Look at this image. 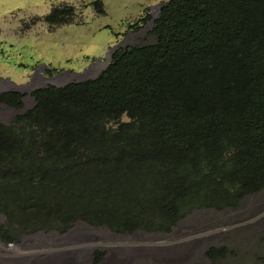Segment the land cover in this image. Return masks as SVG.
Instances as JSON below:
<instances>
[{"label":"trees","instance_id":"trees-1","mask_svg":"<svg viewBox=\"0 0 264 264\" xmlns=\"http://www.w3.org/2000/svg\"><path fill=\"white\" fill-rule=\"evenodd\" d=\"M151 33L114 47L93 78L34 88L31 108L0 121V242L76 221L170 232L264 188V0H167ZM22 97L0 91L16 109Z\"/></svg>","mask_w":264,"mask_h":264},{"label":"rangeland","instance_id":"rangeland-1","mask_svg":"<svg viewBox=\"0 0 264 264\" xmlns=\"http://www.w3.org/2000/svg\"><path fill=\"white\" fill-rule=\"evenodd\" d=\"M166 1L0 0V91L9 89L23 93L20 109L0 102V121L8 123L17 113L31 108L34 100L30 92L34 88L93 78L105 68L114 47L152 42L153 20L158 6ZM98 3L102 13L96 11ZM56 6L73 8L72 15L65 18L67 22L49 24L44 20ZM127 120L126 115L120 118V121ZM108 126L114 128L116 123L110 122ZM248 202L251 209L240 216L234 215L235 209L226 208L224 213L225 209L201 208L198 210L208 217L194 210L180 219L170 232L140 229L130 233L115 232L113 239L105 241L104 245L124 248L123 264H264V188L246 195L237 208ZM3 220L0 214V222ZM88 225L91 229H100V226ZM53 233L57 231L21 232L18 243L0 242V247L7 249V245L14 250L20 241L26 246L29 243L30 256L40 260L43 255L59 250L46 241ZM98 242L95 241L97 245ZM83 244L85 241L67 246L71 249ZM221 246L226 249L224 254L213 261L209 259L206 251ZM176 254H180L177 260ZM168 257H171L169 261ZM80 258L89 260L90 256L81 254Z\"/></svg>","mask_w":264,"mask_h":264},{"label":"crops","instance_id":"crops-1","mask_svg":"<svg viewBox=\"0 0 264 264\" xmlns=\"http://www.w3.org/2000/svg\"><path fill=\"white\" fill-rule=\"evenodd\" d=\"M248 204L249 202L241 205L240 209L236 208L234 215L236 214L240 216L242 212L250 210L251 208L250 205L248 206ZM222 212L225 213L226 209ZM198 214L200 216L208 217V214L203 211L198 210ZM215 214L216 212L213 211L212 216L215 217ZM203 219L207 220L205 217ZM184 226L185 223L182 225V227ZM191 227H194V225H192ZM114 233L115 232L111 231L105 226H100V229H91V227L85 222L76 221L67 231L63 232L62 234L56 235L53 233L49 235L51 237H46V241L51 242V244L56 247L53 249L58 248L59 250L54 251L49 255H43L39 260L35 257L30 256L31 253L27 250V247H29V243L26 246L23 245L20 241L19 245L14 250L13 248H9L7 245V249H2L0 247V264H123L125 259L124 248L116 249L113 245H104V243H107L105 241H111L113 239ZM83 241H85V244L80 245L79 247L69 249L67 246L71 243H82ZM91 241H93V243H89ZM95 241L100 242H98L99 244L97 245ZM91 244H94V246H89ZM187 246L188 245H186V247ZM106 248H110V251H106ZM53 249L49 248V250ZM97 251H103L104 254L98 262H94V255ZM81 254L89 255L90 259L81 260ZM138 257L141 258L143 256ZM179 257L180 254L175 255L176 260L179 259ZM157 258L160 259V255H158ZM167 259L169 261L171 257H168ZM167 259L161 260L166 261Z\"/></svg>","mask_w":264,"mask_h":264},{"label":"bare ground","instance_id":"bare-ground-1","mask_svg":"<svg viewBox=\"0 0 264 264\" xmlns=\"http://www.w3.org/2000/svg\"><path fill=\"white\" fill-rule=\"evenodd\" d=\"M161 6H162V5H161ZM161 6H158V7L160 8Z\"/></svg>","mask_w":264,"mask_h":264}]
</instances>
